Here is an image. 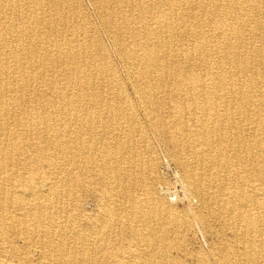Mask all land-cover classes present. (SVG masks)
Instances as JSON below:
<instances>
[{
	"label": "bare ground",
	"instance_id": "bare-ground-1",
	"mask_svg": "<svg viewBox=\"0 0 264 264\" xmlns=\"http://www.w3.org/2000/svg\"><path fill=\"white\" fill-rule=\"evenodd\" d=\"M90 1L100 30L76 0H0V264L161 263L194 222L222 227L217 264H264V0ZM138 109L185 210L143 178Z\"/></svg>",
	"mask_w": 264,
	"mask_h": 264
},
{
	"label": "rangeland",
	"instance_id": "rangeland-1",
	"mask_svg": "<svg viewBox=\"0 0 264 264\" xmlns=\"http://www.w3.org/2000/svg\"><path fill=\"white\" fill-rule=\"evenodd\" d=\"M76 3L85 13H87V15L95 24L96 28L100 30V24L97 20L91 1L76 0ZM102 39L105 45L110 50L112 58L114 59V55L112 54V50L110 48V44L108 42L107 37L103 36ZM115 63L120 71L122 82L125 84L124 86L126 88L127 95L132 100L133 104L138 107L136 97L133 94L131 85L128 84V81L125 78L122 66L116 60ZM138 111L139 122L144 128L147 129L148 137H150L149 139L153 144L152 151L154 152L152 156L156 160L153 169L148 167L151 170L149 172L147 169L146 175H143V178L145 182H150L155 185V192L158 196H160L159 198H161L165 203H167V205L172 207L174 206L173 208L176 207L175 209L185 210L189 205L187 203L188 191L184 183V169L178 162L177 158L174 156V154L177 153V150H175L172 146L166 145L165 143L160 141L158 136L155 135V133L149 129L150 127L148 125V121H146L143 112H140L139 109ZM193 203H196L195 199L193 200ZM195 206L197 207L196 204ZM84 209L87 212H98L100 210L98 200L96 201V198L87 199L84 205ZM209 224H211V222ZM199 226L200 225L197 222H194L190 229L182 230L181 234L183 237V247L181 248V250L183 249V251H181L180 248L178 250L177 246L176 248H163V251H165L167 255L166 260H163L160 263L157 262V259H155L153 264H199L197 262L198 256L207 259L209 261V264H217L216 257L214 256L215 254L213 253V248L215 246H218L220 243L221 239L219 236L221 234L220 232H222V227L220 226V224L215 226L212 225L215 229L213 232L214 235H211L206 233L202 226ZM16 244L17 246L20 244L18 247L22 246V243H20V241H18V243ZM123 245H125L126 247L125 250H127V248H130L132 250L135 249V247H128V244L125 242H123ZM33 254L37 255L38 253L34 251Z\"/></svg>",
	"mask_w": 264,
	"mask_h": 264
}]
</instances>
